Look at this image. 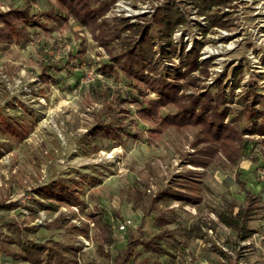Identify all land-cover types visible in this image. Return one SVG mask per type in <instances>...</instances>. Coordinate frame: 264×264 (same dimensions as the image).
Listing matches in <instances>:
<instances>
[{"label":"rangeland","instance_id":"374dc122","mask_svg":"<svg viewBox=\"0 0 264 264\" xmlns=\"http://www.w3.org/2000/svg\"><path fill=\"white\" fill-rule=\"evenodd\" d=\"M200 1L115 0L99 21L113 25L128 20L147 31L155 44L159 76L181 66L182 51L196 52L199 63H209L203 67L208 74L202 76L201 69L191 73L202 79L198 87L183 89L186 93L206 88L214 92L221 82L228 84V93L237 70L235 99L249 88L264 95V0H228L220 11L229 13L225 27L209 25L207 15L217 7L201 13ZM26 4L36 16L29 38L0 46V202L19 204L0 210V264H28L14 254L19 240L27 245L54 240L77 247L71 256L78 264H119L129 234L150 238L164 229L173 230L172 237L161 241L164 250L138 247L131 262L264 264V141L247 131L264 118L244 114L239 119L246 148L236 165L220 152L207 166H193L198 149L207 145L198 143V126L169 127L154 139L147 133L151 126L138 121L145 133L138 140L95 137L90 129L103 89H135V81L111 61L123 51L124 39L110 36L105 47L96 37L98 30L81 25L57 0H0V10ZM166 5L186 20L166 37L177 46L176 54L160 39L163 33L155 23ZM163 45L171 59L163 56ZM108 63L114 72H103ZM42 70L50 80L42 79ZM147 95L157 98L152 92ZM235 101L229 106L236 107ZM257 108L264 110V104ZM176 111L171 105L161 113ZM55 181L70 187L76 203L39 195L40 188ZM241 182L260 200L249 222L253 234L244 241L218 216L243 206ZM164 190L188 194L197 202L167 196L161 211L145 215L142 207ZM125 219L132 225L123 232L118 223Z\"/></svg>","mask_w":264,"mask_h":264},{"label":"trees","instance_id":"16d2710c","mask_svg":"<svg viewBox=\"0 0 264 264\" xmlns=\"http://www.w3.org/2000/svg\"><path fill=\"white\" fill-rule=\"evenodd\" d=\"M64 5L71 16H73L81 25L90 27L95 33L98 30L102 45L108 48L111 43V37L124 39V49L118 55L111 58L127 78L135 81L134 90L139 89L140 93L134 90L103 89V101L101 108L95 113V123L90 132L95 137L101 136L113 140H122L128 138L138 140L145 133L139 127L137 122H143L151 126L147 131L150 137L156 139L161 136L169 127L177 129L198 126V143H206L205 147L199 150V155L193 159V166L204 167L218 153H222L231 165H236L246 148V141L238 130V121L244 114L251 115L252 118L262 116L264 110L257 108V105L264 104V95L255 90V88L245 89L244 93L235 99L234 91L240 83L239 72L234 73V81L227 93L228 84L221 82L216 91L206 88L199 92L186 93L183 89L198 87L201 77L192 76L191 73L201 69L202 76H207L209 63H199L196 52L185 54L183 51L179 55L181 66L176 70H169L166 76H159V63L154 62L156 53L155 44L147 31L143 28L130 23L128 20L117 21L110 25L105 19L99 21L111 4L115 0H57ZM228 0H201L198 4L201 13L217 7L216 12L207 15L209 25L228 26V12L220 14L223 5ZM169 5L160 8L155 19L159 31L163 33L160 39L166 41L170 51L178 53L177 46L171 42L173 30L178 25L186 22L185 17L174 10ZM170 10V11H168ZM223 12V11H222ZM36 16L32 14L29 4L23 7H12L8 10H0V46L12 41H21L29 38V26ZM226 18V19H225ZM40 20V19H38ZM120 25V26H119ZM123 31H129L125 37H121ZM205 31V29H203ZM137 34H142L140 40L134 38ZM136 41V42H135ZM169 49H162L163 56L171 59ZM56 63L53 67H56ZM44 69V67H43ZM145 69L148 74H145ZM104 73L114 72L115 68L111 63L102 66ZM41 77L44 81L50 80L46 71L42 70ZM184 80V83L182 81ZM147 92H152L157 98H149ZM236 100V107L229 106ZM131 105L135 109L130 108ZM173 105L177 111L162 115L161 111L165 107ZM235 114V115H234ZM249 134H259L263 136L264 141V121L254 122ZM197 145V144H195ZM240 175V173L237 172ZM245 192L243 206L237 212H221L219 220L228 228L237 232L238 240H246L251 237L253 230L249 227V222L258 212L260 200L259 197L249 189L245 182H241ZM39 195L46 199L61 200L71 204L76 203V196L68 185L63 182L55 181L54 184L46 185L39 189ZM172 196L187 203L197 202V198L185 193L169 191H160L151 201L148 207H142L145 215L151 214L153 210L161 211V202ZM18 202L6 201L0 202V210H12L18 206ZM160 219V217H157ZM59 228V227H55ZM141 231V230H140ZM173 230L164 229L150 238L140 236V234H129L126 248L119 255V264H134L131 262L134 258L136 249L141 247L147 251L161 252L163 247L161 241L172 237ZM111 240L108 238V242ZM3 239L0 234V245ZM19 252L15 253L22 262L28 264H78L75 257L79 250L77 247L66 245L54 240L39 241L32 245H27L23 241H18ZM159 264V263H153Z\"/></svg>","mask_w":264,"mask_h":264},{"label":"built area","instance_id":"2783aa9c","mask_svg":"<svg viewBox=\"0 0 264 264\" xmlns=\"http://www.w3.org/2000/svg\"><path fill=\"white\" fill-rule=\"evenodd\" d=\"M162 48H163V49H166L165 45H163ZM212 80H213V79H211V81H212ZM211 81H210V82H211ZM213 81H214V80H213ZM213 81H212V82H213ZM212 82H211V83H212ZM131 225H132V220H131V219H125L124 221L118 223L119 230H121V231H123V232H125L126 229H128V227H130ZM85 243L88 244V243H89L88 240H85Z\"/></svg>","mask_w":264,"mask_h":264},{"label":"crops","instance_id":"0c3cea01","mask_svg":"<svg viewBox=\"0 0 264 264\" xmlns=\"http://www.w3.org/2000/svg\"><path fill=\"white\" fill-rule=\"evenodd\" d=\"M252 220H253V219H252ZM252 220H251V221H252ZM249 238H250V237H249ZM247 239H248V238H247Z\"/></svg>","mask_w":264,"mask_h":264}]
</instances>
